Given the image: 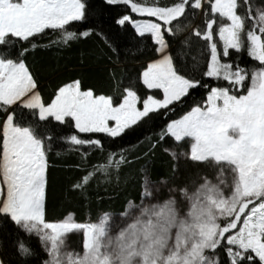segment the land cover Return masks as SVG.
<instances>
[{"label": "snow or ice", "instance_id": "obj_1", "mask_svg": "<svg viewBox=\"0 0 264 264\" xmlns=\"http://www.w3.org/2000/svg\"><path fill=\"white\" fill-rule=\"evenodd\" d=\"M103 2L125 6L112 36L89 0H0V264H264V0ZM47 30L58 36L41 43ZM92 36L122 69L116 93L73 78L45 99L29 55ZM55 142L78 155L66 191L89 209L146 159L138 198L96 221L49 219ZM157 149L169 159L154 180Z\"/></svg>", "mask_w": 264, "mask_h": 264}, {"label": "trees", "instance_id": "obj_2", "mask_svg": "<svg viewBox=\"0 0 264 264\" xmlns=\"http://www.w3.org/2000/svg\"><path fill=\"white\" fill-rule=\"evenodd\" d=\"M167 3L168 0H163ZM254 4L258 0H253ZM91 10L95 12V16L91 18V24L102 28L106 34L112 36L118 32L117 26L114 24L115 19L125 11L124 5H106L103 0H89ZM130 11V10H129ZM243 11V9H241ZM135 15V14H133ZM90 25H84L87 27ZM131 31V29L129 30ZM58 33H53L51 30H47L43 37L40 38L41 43H49L56 40ZM120 39H127V37L121 36ZM179 37L176 43H179ZM218 39V37H217ZM200 45L196 44L191 49L188 56L189 66L193 63L192 57L200 58L198 49ZM185 51H188L185 49ZM242 62V65L251 66L256 64L247 56L246 50L237 54ZM111 57V59H109ZM235 58V57H234ZM116 60L115 55L108 51L102 44V41L98 36H92L87 40H81L80 42H72L69 46L53 44L48 49H38L35 53L29 55L28 62L33 65V70L37 72V77L41 82V90L47 99L53 90L63 82H67L73 78H79L82 81V87L87 89L93 87L97 94H114L116 93L115 83L121 76L122 69L116 67L114 62ZM115 71V76H112V71ZM206 82L214 83V81L206 80ZM140 87L141 94L145 93V89L142 85ZM204 90L198 89L193 95L199 99L203 96ZM189 101L192 97L188 98ZM175 118V117H173ZM160 122L157 121V124ZM158 130V128H157ZM56 135H61L58 129L53 130ZM151 135V133H147ZM136 137H125V142L131 141L135 143ZM117 144H121L117 141ZM113 149L116 145L111 146ZM67 146L59 142H55V146L49 153V163L51 165L49 169V187H48V201H47V213L49 219H58L62 217L65 210H71L76 213V219L78 221L88 220L89 214L91 220L96 221L98 213L100 211H118L122 209L126 203L127 198H138L140 190V173L139 168L146 163V159L139 160L136 164L132 165V168L136 171V179L130 181L127 186L121 181L120 187L116 188L112 195L114 199H104L103 203H97L93 200L91 209L86 204L81 203L77 199L76 193H67V189L72 180L80 176L78 171H70L67 165L73 164L79 159L78 155L66 150ZM108 145L106 143V151L104 156L107 155ZM145 149H141L144 151ZM57 151H61V155H57ZM91 159L95 162L98 159H103L100 153H94ZM153 161L149 165L152 179H157L158 172L166 171L164 162L169 159L166 155L162 154L157 149L154 157H149ZM125 173L128 169L123 170ZM99 179V177L97 178ZM95 185L96 180H93ZM135 185V188H133ZM71 197V199L69 198ZM75 240V237L73 238ZM32 245L35 247L36 242L33 240ZM75 246V245H73Z\"/></svg>", "mask_w": 264, "mask_h": 264}, {"label": "rangeland", "instance_id": "obj_3", "mask_svg": "<svg viewBox=\"0 0 264 264\" xmlns=\"http://www.w3.org/2000/svg\"><path fill=\"white\" fill-rule=\"evenodd\" d=\"M137 18H139V17H137Z\"/></svg>", "mask_w": 264, "mask_h": 264}]
</instances>
